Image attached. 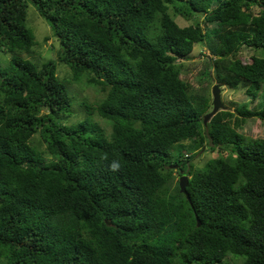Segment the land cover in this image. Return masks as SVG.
Segmentation results:
<instances>
[{
    "label": "trees",
    "instance_id": "1",
    "mask_svg": "<svg viewBox=\"0 0 264 264\" xmlns=\"http://www.w3.org/2000/svg\"><path fill=\"white\" fill-rule=\"evenodd\" d=\"M27 2L57 62L103 92L109 132L89 115L60 124L69 100L56 61L27 57ZM169 7L212 26H180ZM204 39L215 82L259 91L255 110L203 123L209 97L189 90L178 61ZM241 45L260 55L236 64ZM0 48V264H264V137L238 131L264 121V0H0ZM36 130L42 149L29 143ZM185 139L219 157L193 167ZM173 169L189 175L187 198L177 182L169 190Z\"/></svg>",
    "mask_w": 264,
    "mask_h": 264
},
{
    "label": "rangeland",
    "instance_id": "2",
    "mask_svg": "<svg viewBox=\"0 0 264 264\" xmlns=\"http://www.w3.org/2000/svg\"><path fill=\"white\" fill-rule=\"evenodd\" d=\"M250 9L257 13L258 7L252 5ZM170 15L174 17L176 23L180 26L186 24H192L195 21L199 22L202 29L210 28L211 23H203L201 15H195L188 20H183L173 15L171 7L168 9ZM25 25L33 32L35 44L32 46V54L28 55L29 59L35 64L44 62L46 60L54 59L56 61L55 77L61 88L66 92L69 100L70 113L60 120V124L69 126L81 120L84 116L89 115L91 120L96 121L103 131L109 132V125L98 116L97 103L103 97L97 87L85 83L83 79L75 80L71 76V72L66 65L59 63L56 60L57 50L59 44L57 39L52 36L51 29L45 22V20L37 13L34 6L27 2L24 13ZM24 55V54H22ZM259 56V50H254L250 47L241 45L233 58L236 64H244L251 61V56ZM208 45L206 39L200 43L194 44L192 51L187 58L179 60L181 65V72L179 77L185 80L189 84V90L196 95H204L209 97V103L211 102V86L215 84L213 64L209 60ZM9 53L0 48V61H7ZM220 99L225 109L232 112L233 108L244 104L247 108L255 110L258 107L261 96L259 91L255 96L252 95V90H249L247 85H239L236 88H228L225 85H220ZM209 95V96H207ZM84 103V104H83ZM89 110V111H88ZM210 110V107H209ZM208 110V111H209ZM246 121L238 128V131L248 138H261L264 137V121L256 118H246ZM29 143L33 144L38 149L43 148V143L40 140L38 130H36L29 139ZM179 144L183 145V152L186 156H191L188 164L193 167H202L205 162L211 158L219 157L217 150H210L206 144L199 146L198 148L191 147L193 142L189 139L182 140ZM222 155L225 156V153ZM227 157V155H226ZM50 159L45 154V160ZM178 175L176 170L173 169V179L169 186V190H172L177 182ZM187 175V174H185ZM189 177V175H187ZM239 261H238V260ZM240 257H234L231 254H227L217 264H239Z\"/></svg>",
    "mask_w": 264,
    "mask_h": 264
},
{
    "label": "water",
    "instance_id": "3",
    "mask_svg": "<svg viewBox=\"0 0 264 264\" xmlns=\"http://www.w3.org/2000/svg\"><path fill=\"white\" fill-rule=\"evenodd\" d=\"M211 110L204 114L203 116V123L210 118L218 109H222L224 106L222 105L220 101V95H219V87L218 84H214L211 87ZM178 187L179 191L185 195L187 198V194L185 192V186L187 183V178L184 175H180L178 177ZM196 224H198V220L196 219Z\"/></svg>",
    "mask_w": 264,
    "mask_h": 264
},
{
    "label": "clouds",
    "instance_id": "4",
    "mask_svg": "<svg viewBox=\"0 0 264 264\" xmlns=\"http://www.w3.org/2000/svg\"><path fill=\"white\" fill-rule=\"evenodd\" d=\"M208 52H209V51H208ZM215 84H218V83H215ZM213 85H214V84H213ZM213 85H212V86H213ZM212 86H211V87H212ZM218 87H219V95H220V89H221V87H220L219 84H218ZM220 101H221V99H220ZM210 103H211V102H210ZM221 103H222V102H221ZM222 105H223V104H222ZM211 106H212V105H211ZM223 106H224V105H223ZM224 107H225V106H224ZM224 107L222 108L223 110L225 109ZM222 109H218V110H222ZM210 110H211V107H210ZM210 110H209V111H210ZM218 110H217V111H218ZM209 111H207V112H209ZM217 111H216V112H217ZM207 112H206V113H207ZM216 112H215V113H216ZM206 113H205V114H206ZM203 116H204V115H203ZM210 117H211V116H210ZM113 167L115 168L116 165L113 164ZM180 175H184V174H180ZM180 175H179V176H180ZM179 176H178V177H179ZM184 176H186V175H184ZM186 178H188V177L186 176ZM177 180H178V179H177ZM177 183H178V182H177ZM178 188H179V187H178ZM179 192H180V191H179ZM185 192H186V191H185Z\"/></svg>",
    "mask_w": 264,
    "mask_h": 264
}]
</instances>
